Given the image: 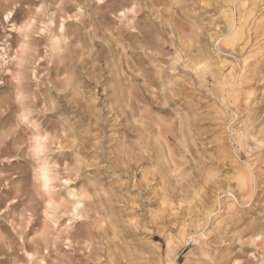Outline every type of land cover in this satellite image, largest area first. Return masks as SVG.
Listing matches in <instances>:
<instances>
[{"label":"rangeland","instance_id":"1","mask_svg":"<svg viewBox=\"0 0 264 264\" xmlns=\"http://www.w3.org/2000/svg\"><path fill=\"white\" fill-rule=\"evenodd\" d=\"M9 11L0 264H264V0Z\"/></svg>","mask_w":264,"mask_h":264},{"label":"snow or ice","instance_id":"2","mask_svg":"<svg viewBox=\"0 0 264 264\" xmlns=\"http://www.w3.org/2000/svg\"><path fill=\"white\" fill-rule=\"evenodd\" d=\"M12 15H13V14L9 11L6 15H4V16L2 17V20H0V22L10 20V18H11ZM122 15H123V13H122ZM35 22H36L35 20H31L30 22H26L25 24L20 25V26H19V31H20L21 33H23L24 31H26V30H28V29H31L32 26H33V24H35ZM38 142H39V141H38ZM40 150H41V149H40L39 147H37V149H36L37 153H39Z\"/></svg>","mask_w":264,"mask_h":264},{"label":"bare ground","instance_id":"3","mask_svg":"<svg viewBox=\"0 0 264 264\" xmlns=\"http://www.w3.org/2000/svg\"><path fill=\"white\" fill-rule=\"evenodd\" d=\"M238 179H240V178H238ZM241 180H243V179H241ZM240 182V181H239ZM241 183V182H240Z\"/></svg>","mask_w":264,"mask_h":264}]
</instances>
